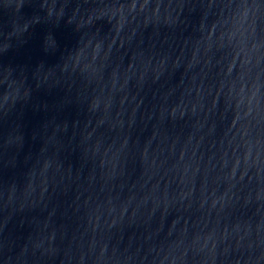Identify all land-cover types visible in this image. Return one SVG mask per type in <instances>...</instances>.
Wrapping results in <instances>:
<instances>
[{
    "label": "water",
    "instance_id": "obj_1",
    "mask_svg": "<svg viewBox=\"0 0 264 264\" xmlns=\"http://www.w3.org/2000/svg\"><path fill=\"white\" fill-rule=\"evenodd\" d=\"M0 264H264V0H0Z\"/></svg>",
    "mask_w": 264,
    "mask_h": 264
}]
</instances>
